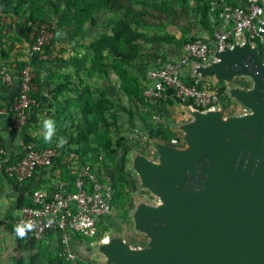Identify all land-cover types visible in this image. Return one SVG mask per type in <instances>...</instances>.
I'll use <instances>...</instances> for the list:
<instances>
[{
	"label": "rangeland",
	"instance_id": "1",
	"mask_svg": "<svg viewBox=\"0 0 264 264\" xmlns=\"http://www.w3.org/2000/svg\"><path fill=\"white\" fill-rule=\"evenodd\" d=\"M74 13L71 0H0V65L32 69L37 78L32 109L41 131L42 117L55 121L53 141L66 137L64 146L76 148L70 138L89 130L87 156L115 190L105 234L149 246L152 236L137 229L135 215L145 203L159 204V198L142 184L132 155L137 150L157 159L158 144L173 145L170 139L177 136L180 144L175 146L186 148L183 127L192 117L178 101L166 102L162 123L155 122L144 107L147 75L158 60L177 58L186 39L203 35V0H131L119 10L93 12L78 34ZM33 21L47 25L50 34L41 52H32L26 36ZM128 29L135 34L133 50L126 52L117 46V38ZM238 82L245 89L253 84L243 75L232 83ZM242 107L239 100L229 102L224 119L243 114ZM16 204L6 203V217L10 212L19 217ZM4 216L0 211V264H56L54 247L43 248L29 239L19 242L2 224ZM84 264L107 263L90 248Z\"/></svg>",
	"mask_w": 264,
	"mask_h": 264
},
{
	"label": "water",
	"instance_id": "2",
	"mask_svg": "<svg viewBox=\"0 0 264 264\" xmlns=\"http://www.w3.org/2000/svg\"><path fill=\"white\" fill-rule=\"evenodd\" d=\"M213 43L216 60L195 74L224 81L249 111L225 120L223 108L179 102L192 117L183 127L188 146L160 143L157 159L132 155L142 184L159 198L135 215L152 240L133 246L108 234L93 247L107 264H264V61L250 40ZM239 75L252 87L233 84Z\"/></svg>",
	"mask_w": 264,
	"mask_h": 264
},
{
	"label": "built area",
	"instance_id": "3",
	"mask_svg": "<svg viewBox=\"0 0 264 264\" xmlns=\"http://www.w3.org/2000/svg\"><path fill=\"white\" fill-rule=\"evenodd\" d=\"M210 18L214 32L210 38L205 35L188 41L179 56L173 60H158V66L149 70L144 91L146 110L155 122L162 121V101L174 98L178 102L207 110L223 108L228 101L226 89L221 94L209 84L199 86L201 79L195 74V67L208 65L216 60L219 49L233 47L237 43L250 40L264 46V0H210ZM32 52H41L50 42V34L45 24H36L29 33ZM194 81L189 82L188 78ZM19 79V88L8 107L12 127L21 130L28 119V112L36 103L33 94L36 77L29 67L16 68L0 65V82L13 86ZM242 87L241 84H236ZM229 85L227 84V88ZM230 101V102H231ZM243 113L249 109L243 105ZM3 108L0 105V114ZM51 140L46 145L27 143L23 153L15 157L3 142L0 134V169L4 167L8 178L19 183H32L37 171L43 167H54L65 160L64 180L55 185H30V204L22 206L16 222L32 221L35 225L29 236L37 242L58 245L62 264H84L88 250L107 237L104 228L114 210V188L112 182L103 176L93 161L81 162L69 147H57ZM173 145H179V137L172 138ZM31 182V183H30ZM103 234L101 237L100 234Z\"/></svg>",
	"mask_w": 264,
	"mask_h": 264
},
{
	"label": "trees",
	"instance_id": "4",
	"mask_svg": "<svg viewBox=\"0 0 264 264\" xmlns=\"http://www.w3.org/2000/svg\"><path fill=\"white\" fill-rule=\"evenodd\" d=\"M5 1H9V0H4ZM131 4V0H71V8L75 10L74 13V17L78 19V30H77V34L81 31L82 26L84 25V23L86 22V20L91 16V14L93 12H99L102 9H106V8H110V9H114V10H119L122 6H127ZM203 10H204V18L202 21V28L204 31H207L211 34H213L214 32V23L211 21L210 18V0H203ZM38 24V21H33L32 24H30L27 27V33L31 32L33 30V27ZM26 33L27 38H29V35ZM134 34L135 32L132 31L131 29L125 30L123 31L120 36L117 38V46H120L122 51H128L133 50V39H134ZM198 36L196 35H192L190 38L186 39L182 46H184L185 43H187L188 41L194 40L196 39ZM30 40V38H29ZM32 42V40H30ZM46 47V46H45ZM261 55L264 57V46L261 48ZM35 81H37V78L35 79ZM189 82H193L194 80L192 78H188ZM208 80H200L198 85L199 86H203L204 84H208ZM237 84H241L242 83H237ZM211 87L213 88H217L218 91L221 94H224L225 90L227 89V84L224 81H220L217 84H209ZM147 86V85H146ZM146 89V87H145ZM145 91V90H144ZM37 95V94H33V97ZM144 99H145V111L147 113H149L146 110V104H147V100L145 98L144 95ZM222 100L223 101H228V103L231 101V99L228 97V95H222ZM176 101L174 98H168L166 100L162 101V105L163 107H165L166 102H174ZM191 102H188L187 104H190ZM226 105V104H225ZM224 105V106H225ZM149 115L152 117V115L149 113ZM165 114H164V108L162 110L161 113V118L163 120ZM159 124L162 123V121L158 122ZM88 134H89V130H82L80 131L78 134L72 136L70 138V144L71 145H77L76 148H71L69 147V151L78 155L81 162L86 163L87 161H89L88 158V151L85 148V143L89 142L88 141ZM156 137V136H154ZM179 137V136H177ZM170 139V143H171ZM42 145H46V142L40 143ZM0 176H5L8 177V175L6 174L4 167L2 169H0ZM115 202V190H114V199H113V204ZM31 203V199L30 196H21L18 199V204L17 206L19 208H21L22 206L26 205V204H30ZM10 216L8 217L9 221L7 222L6 228L7 230L11 231L12 233L15 234L14 232V225L17 223L15 221L14 216H12V212H10ZM105 231V228H104ZM16 235V234H15ZM103 234L101 233L99 236L101 237ZM25 239H29L34 241L37 245L43 247V248H49V247H54L56 249V264H62V259L59 257L58 255V251L60 249V247L58 245H52V244H46L44 242H37L35 239L31 238L29 236V232L27 233V236L23 239L18 238V241H24Z\"/></svg>",
	"mask_w": 264,
	"mask_h": 264
},
{
	"label": "crops",
	"instance_id": "5",
	"mask_svg": "<svg viewBox=\"0 0 264 264\" xmlns=\"http://www.w3.org/2000/svg\"><path fill=\"white\" fill-rule=\"evenodd\" d=\"M231 1L239 3L243 2V0ZM18 88V78H16L13 86L4 85L0 82V105L3 108V112L0 114V134L10 153L15 157H18L23 153L27 143L40 144V140L43 137V131H41L38 126L40 120L36 116V111L32 108L28 112V124L23 129L18 130L12 127L7 110L18 91ZM65 165L66 163L63 159V161L57 166L43 167L39 169L32 180V183L30 182L31 184L19 183L14 179L0 176V211L3 210V214L5 215V222L2 223L5 228L9 221L8 217H6L8 211L6 209V203L10 204L13 201H18L23 195L28 196L30 185L45 184L51 186L62 182L64 180L63 170L67 169ZM18 209L19 207L16 204L14 211L16 212Z\"/></svg>",
	"mask_w": 264,
	"mask_h": 264
},
{
	"label": "clouds",
	"instance_id": "6",
	"mask_svg": "<svg viewBox=\"0 0 264 264\" xmlns=\"http://www.w3.org/2000/svg\"><path fill=\"white\" fill-rule=\"evenodd\" d=\"M42 128H43V139L44 142L50 143L52 140V137L55 135V121L50 117H42ZM67 143L66 137H60L59 141L57 143V147H63V145ZM35 225L32 221H19L14 225V232L16 236L20 239H23L27 236V233L29 231H32L34 229Z\"/></svg>",
	"mask_w": 264,
	"mask_h": 264
}]
</instances>
